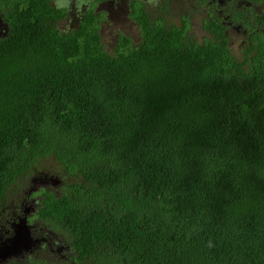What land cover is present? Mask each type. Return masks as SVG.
<instances>
[{
    "label": "trees",
    "instance_id": "16d2710c",
    "mask_svg": "<svg viewBox=\"0 0 264 264\" xmlns=\"http://www.w3.org/2000/svg\"><path fill=\"white\" fill-rule=\"evenodd\" d=\"M53 1L8 4L0 210L53 156L63 182L34 190L22 226L70 250L5 263L264 264V30L239 58L220 23L198 39L168 0L154 14L132 0L140 39L120 34L108 52L94 3L64 30ZM7 213L6 237L18 229Z\"/></svg>",
    "mask_w": 264,
    "mask_h": 264
},
{
    "label": "flooded vegetation",
    "instance_id": "af4514ba",
    "mask_svg": "<svg viewBox=\"0 0 264 264\" xmlns=\"http://www.w3.org/2000/svg\"><path fill=\"white\" fill-rule=\"evenodd\" d=\"M9 1L14 2V0H0V36H5L10 32V22L7 15H9L8 10H10V5H12V3H10ZM57 1L58 0H54L52 3L56 6ZM77 1H82L80 7L77 6ZM93 1H96L97 9H94L95 3ZM93 1L74 0V2L72 3V7L74 9L73 21L74 22L77 21L76 24L72 23L69 27L66 28L61 26L59 22L58 23L59 27H61L64 30L66 29L70 30L72 28H76L78 26L81 17H83L85 11L89 10L90 6L93 5V3H94L93 11L95 13L99 12L103 14L104 18H106V16L104 12L100 11L99 2L107 1V3L109 4L108 16H111L113 13L116 14V3L118 0H93ZM143 1L145 4V8L151 14H154L157 8L159 6L161 8L166 2V0H143ZM193 1L194 4L189 11L193 13L196 18H194L192 14H190L188 11V12L180 13L178 16V21L176 22V20H172L173 18L172 15L174 14V7H173L174 0H168V3L170 4L172 10L170 16L171 22H175V25L179 27L186 25L188 31L190 33H193L195 36H196L195 29H197V31L199 32H203L206 35H209L210 31L206 29L205 26L210 23H215V24L220 23L222 25L220 29H222L223 34L227 35V39H229L228 41L229 47L231 48L234 54L236 53L234 52L233 49L237 50V53L239 54V58H243L244 55L243 51L246 49L247 45L251 44L249 42L252 41L254 37L260 35L264 30V27L261 26V22L259 23L257 20L258 15H262L264 11V0H193ZM9 3L10 5H8ZM16 3L19 4V0ZM12 6L15 7L16 4ZM21 6L18 7L21 8ZM61 7L67 8L66 5ZM121 10L124 12L126 11V8L122 7ZM73 13L71 12L70 9L68 12L67 9V16ZM67 16L63 20H65ZM198 17L201 19V21L198 20ZM104 21L105 19L101 21V26L99 29L101 38H102L101 28ZM131 21L133 23H137L134 19H131ZM203 35L201 39L203 38ZM236 36L239 38V40L234 38ZM102 42H103V38H102ZM4 231L6 230L3 225V229L0 228V234H2L1 236L6 237ZM43 232L44 231L42 230L40 234H43ZM34 235H37L36 237H38L40 240L37 243V247L33 248L30 251H27V256H30L34 252L36 253H39L41 251L50 252L48 249L54 250V247H56V250L58 252L54 250L51 253H53L55 256L60 253L62 256L65 257L70 250L69 247L65 248L63 245L62 247L58 243H56V241H54L53 236L51 234H49L48 236H44V235L41 236L38 234H34ZM10 260L11 259H7L3 261L1 260L0 264H6L5 262H8Z\"/></svg>",
    "mask_w": 264,
    "mask_h": 264
},
{
    "label": "rangeland",
    "instance_id": "374dc122",
    "mask_svg": "<svg viewBox=\"0 0 264 264\" xmlns=\"http://www.w3.org/2000/svg\"><path fill=\"white\" fill-rule=\"evenodd\" d=\"M93 1V0H92ZM132 0H118L116 3V14L113 13L111 16H108L109 10V4L107 3V1H102L99 2V8L100 11L104 12L106 18L105 21L102 24V28H101V34H102V38H103V42H104V46L105 49L108 50V52H113L114 48L116 47L117 43H118V39L120 34H124L126 36H131L133 38V41H136L137 39H140V28L138 26L137 23H133L131 21L130 14H131V3ZM74 2V0H58L57 1V7H61V6H67L68 12L69 9L71 10V12H74V9L72 7V3ZM95 3L94 5V9H97L96 7V1H93ZM82 1H77V6H81ZM119 4V5H117ZM194 1L193 0H174V14L172 15V20H176V22L178 21V16L180 13H184V12H188L191 7L193 6ZM125 7L126 11H122L121 8ZM190 14H192V16L194 18L195 15L193 13H191L189 11ZM136 14V13H135ZM178 14V15H177ZM74 20V13L70 14L67 16V18L65 20H61L60 24L63 27H69L72 23L76 24V22L73 21ZM198 20L201 21V19L198 17ZM195 33H196V37L198 39H201L202 35L203 37L206 36L205 33L203 32H199L197 31V29H195ZM233 38V37H232ZM237 40H239V38L236 36L234 37ZM234 52L238 55L237 50L233 49ZM37 170H39V174L40 177L47 175L50 176H58L61 175V170L62 167L60 165V163L58 161H56L54 159L53 156H49L47 158H45L44 160H40L38 161V165L36 166ZM40 177H37V179H39ZM33 175H30L28 177H24L20 180H18V183L13 185L11 188H8L7 193H6V199L5 201V205L1 208L0 210V223H2V219L4 218V216H6L8 213V211H12L17 217L18 220L15 221L19 224L23 221L22 217H25V215L22 212L31 214L34 209L38 208L40 206L39 201L34 202V198H37L38 195L33 194L34 190L33 189H43L42 186H45L47 184V180L46 179H42V180H37L36 184H34V181H32ZM49 179V177H48ZM63 180H59L56 179L55 182L53 183V185H57L62 183ZM33 187L31 190L30 188ZM46 188L55 190L57 188H53L51 185H48ZM58 192H60V190H57ZM30 196V197H29ZM34 204V208H32ZM11 229L13 230L15 228V224L12 223V225L10 226ZM43 231H45V229H42ZM49 234H53V233H49ZM2 234H0V240L2 242H6L9 240V238L1 236ZM41 236L44 235L43 234H39ZM14 236V235H13ZM12 236V237H13ZM53 236V235H52ZM13 240H11L9 243H5L3 245V248L0 247V261L2 260H7L9 258L13 257V254L9 255L8 254V250L6 248V245H10V243H12ZM33 248V247H32ZM50 252H53L54 250L56 252H58L56 250V247H54V250H50L48 249ZM27 251L28 250H23L21 253L18 254L16 260L17 261H22V262H30L32 260L37 259L38 258H45L48 259L50 261H54V262H58L56 256L52 255L50 252H46V251H41L39 253L34 252L33 254H31L30 256H27Z\"/></svg>",
    "mask_w": 264,
    "mask_h": 264
},
{
    "label": "water",
    "instance_id": "95a60500",
    "mask_svg": "<svg viewBox=\"0 0 264 264\" xmlns=\"http://www.w3.org/2000/svg\"><path fill=\"white\" fill-rule=\"evenodd\" d=\"M24 223L25 222L23 220V222L19 224L20 227L17 225L18 229L16 234H14V236L12 235L13 237H8L9 240L3 243L4 245L5 243H9L11 240H13L10 245H6L9 255L13 254V256H17L23 250H28L35 242L38 241L37 238L32 236L31 230L27 225L24 227L22 226Z\"/></svg>",
    "mask_w": 264,
    "mask_h": 264
},
{
    "label": "clouds",
    "instance_id": "9594fccd",
    "mask_svg": "<svg viewBox=\"0 0 264 264\" xmlns=\"http://www.w3.org/2000/svg\"><path fill=\"white\" fill-rule=\"evenodd\" d=\"M39 170H37L36 172H38ZM34 173V172H33ZM48 177H49V179H48ZM42 179H46L47 180V184L45 185V186H42L43 188H46L48 185H51L53 188H55V186L56 185H53V183L55 182V180H56V178H55V176H50V175H45V176H43V177H40L39 179H37V176H35V175H33V178H32V181H34V184H36V181L37 180H42ZM72 181H74V180H72ZM33 187H31L30 188V190L32 189ZM33 190H35V189H33ZM32 208H34V204H33V206H32ZM26 214H28V213H26ZM24 220V219H23ZM23 222V221H22ZM21 222V223H22ZM20 223V224H21ZM18 225V224H17ZM14 234H16V233H13V235ZM10 236H12V235H9V236H7V238L8 237H10ZM32 236L34 237V238H37L38 239V241L37 242H35L29 249H28V251H30V250H32L33 248H35V247H37V243L39 242V238L38 237H36L37 235H34L33 233H32ZM3 243L4 242H2V241H0V247L2 248L3 247ZM33 247V248H32ZM51 253V252H50ZM53 256H54V254L53 253H51ZM18 256V255H17ZM17 256H13L12 258H9V259H15L14 261L15 262H17V258H19V257H17Z\"/></svg>",
    "mask_w": 264,
    "mask_h": 264
}]
</instances>
